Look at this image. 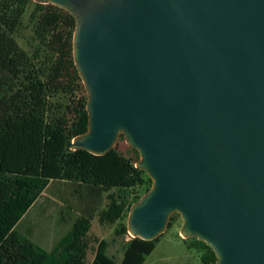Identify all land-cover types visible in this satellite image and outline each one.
<instances>
[{
  "label": "water",
  "instance_id": "1",
  "mask_svg": "<svg viewBox=\"0 0 264 264\" xmlns=\"http://www.w3.org/2000/svg\"><path fill=\"white\" fill-rule=\"evenodd\" d=\"M71 14L88 130L70 151L108 155L120 136L152 186L132 238L179 214L216 264H264V0H32Z\"/></svg>",
  "mask_w": 264,
  "mask_h": 264
},
{
  "label": "trees",
  "instance_id": "2",
  "mask_svg": "<svg viewBox=\"0 0 264 264\" xmlns=\"http://www.w3.org/2000/svg\"><path fill=\"white\" fill-rule=\"evenodd\" d=\"M27 18L36 37L31 53L18 41ZM75 27L74 17L54 5L0 0V264H87L95 219L114 227V238L96 243L92 264H119L108 255L117 244L124 252L120 264H144L156 249L159 238L128 235L130 208L152 180L136 167L137 150H120L125 136L105 156L68 149L88 130V95L73 56ZM49 125L57 135L48 134ZM48 162L55 163L58 179L75 186L79 199L76 210L64 208L75 218L52 250L18 229L52 183L45 174ZM178 217L172 215L169 228ZM188 247L198 251L203 264L217 263L206 243L192 238Z\"/></svg>",
  "mask_w": 264,
  "mask_h": 264
},
{
  "label": "rangeland",
  "instance_id": "3",
  "mask_svg": "<svg viewBox=\"0 0 264 264\" xmlns=\"http://www.w3.org/2000/svg\"><path fill=\"white\" fill-rule=\"evenodd\" d=\"M28 21L29 18L26 20L18 41L23 49L31 53L36 45V37L32 25ZM48 134L57 135V130L49 125ZM127 147L129 146L126 141L119 145L120 150L124 152L128 150ZM54 164V162H48L45 170V174L52 178L51 185L25 215L18 228L23 234L31 232V239L47 250L56 246L70 229L75 218V216L71 218L68 213H65L64 208L70 206L76 210L79 207V199L74 192L75 186L58 179L60 174ZM182 225L183 221L181 217H178L173 227L167 229L156 241V249L147 258L145 264H203L198 251L188 247L192 238L184 241L186 239L180 236ZM112 238H114V227L103 226L99 224L98 219H95L90 231V240L93 244L87 260H93L97 242L112 240ZM109 252L111 256L119 257L121 245L113 246Z\"/></svg>",
  "mask_w": 264,
  "mask_h": 264
},
{
  "label": "crops",
  "instance_id": "4",
  "mask_svg": "<svg viewBox=\"0 0 264 264\" xmlns=\"http://www.w3.org/2000/svg\"><path fill=\"white\" fill-rule=\"evenodd\" d=\"M54 247H55V246H54ZM54 247H53V248H54ZM112 247H113V246H111V247L108 249V255H109L111 258H114V259L120 264V263L122 262V260H123L124 252H123V250H122V248H121V252L118 254V255H120L119 257L116 258V257H114V256H111L109 251H110V249H111ZM46 250H47V249H46ZM51 250H52V249H51ZM152 254H153V253H152ZM94 256H95V253H94ZM149 257H150V256H149ZM87 258H88V257H87ZM93 260H94V258H93ZM93 260H92V261H91V260H90V261L87 260V264H92ZM146 261H147V260H146ZM145 263H146V262H145ZM145 263H144V264H145Z\"/></svg>",
  "mask_w": 264,
  "mask_h": 264
}]
</instances>
